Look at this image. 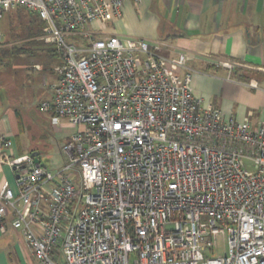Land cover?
Segmentation results:
<instances>
[{"label":"built area","instance_id":"obj_1","mask_svg":"<svg viewBox=\"0 0 264 264\" xmlns=\"http://www.w3.org/2000/svg\"><path fill=\"white\" fill-rule=\"evenodd\" d=\"M126 1L0 0V21L24 9L45 23L60 62L39 108L77 128L54 172L0 138L17 174L16 193L0 189V236L19 232L36 264H264V120L203 108L180 74L186 55L101 37Z\"/></svg>","mask_w":264,"mask_h":264},{"label":"crops","instance_id":"obj_2","mask_svg":"<svg viewBox=\"0 0 264 264\" xmlns=\"http://www.w3.org/2000/svg\"><path fill=\"white\" fill-rule=\"evenodd\" d=\"M103 28L101 37L119 35L144 39L157 46L158 55L168 60L186 55V68L180 74L191 76V92L203 108L216 107L226 120L247 122L251 129H257L263 122L264 0H143L141 3L128 0L123 5L121 17L111 18ZM0 34L3 36L1 26ZM40 57L42 53L34 60ZM226 63L236 65L229 71L223 67ZM58 64L59 60L55 67ZM30 68L42 72L38 63ZM52 73L50 82L42 75V85L49 86V90L44 91L41 102L52 98L51 86L57 82L54 70ZM23 80L17 79L16 85L12 81L10 92L0 85L5 90L4 99H0V138L12 142L10 150L0 148V158L4 150L13 157L37 153L26 154L21 149L18 134L24 128L16 115L18 111L10 108L15 104L23 107L20 99L21 86L25 87ZM16 177L14 169L0 162V189L7 183L16 193ZM8 229L0 240L12 233L23 238L10 226Z\"/></svg>","mask_w":264,"mask_h":264},{"label":"rangeland","instance_id":"obj_3","mask_svg":"<svg viewBox=\"0 0 264 264\" xmlns=\"http://www.w3.org/2000/svg\"><path fill=\"white\" fill-rule=\"evenodd\" d=\"M4 17L0 22L3 34V44L0 47V85H4L10 92L12 81L15 84L17 79L19 82L24 79L22 84H25L20 90L23 107L15 104L13 108L9 105L13 111L16 110L20 114L21 126L24 128L23 132L18 134V142L26 154L37 152L41 166L54 171L63 166L61 149L65 138L77 131V128L66 122L55 123L51 115L41 112L38 108L44 91L49 90V86L43 87L42 77L46 76L50 82L59 57L48 55L51 54L52 47L45 43L43 37L42 41L40 38H28L29 34L34 32V25L30 23L28 13L11 11ZM39 53H42V57L34 60L38 58ZM35 63L42 66V72L38 73L30 68ZM3 97L5 90L1 86L0 99ZM14 234L6 235L0 240V264H36V259L23 238L18 233ZM217 244L213 255H207L210 258L218 259L224 256L227 241L218 237Z\"/></svg>","mask_w":264,"mask_h":264},{"label":"trees","instance_id":"obj_4","mask_svg":"<svg viewBox=\"0 0 264 264\" xmlns=\"http://www.w3.org/2000/svg\"><path fill=\"white\" fill-rule=\"evenodd\" d=\"M16 11L17 12H26V13H28V15L31 18L30 23H32L34 25V32H31L29 34L28 38H33V39L40 38V40H41V37H43V35L46 32L45 23L41 19H39L35 14H33V13L27 11V10L19 9V10H16ZM2 44H3V38H2L1 46H2ZM50 53L54 54V56H57V54H56V52H55V50L53 48L51 49ZM0 62H2V58L1 57H0ZM243 78L246 79V77H244V76H243ZM16 115H17V117H19V123L21 124V120H20V116L18 115V112H16Z\"/></svg>","mask_w":264,"mask_h":264},{"label":"water","instance_id":"obj_5","mask_svg":"<svg viewBox=\"0 0 264 264\" xmlns=\"http://www.w3.org/2000/svg\"><path fill=\"white\" fill-rule=\"evenodd\" d=\"M32 157H34V163H35V165L40 166V161L38 159V153H33L32 154Z\"/></svg>","mask_w":264,"mask_h":264}]
</instances>
